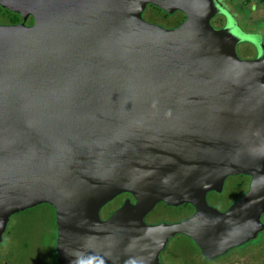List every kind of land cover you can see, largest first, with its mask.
I'll list each match as a JSON object with an SVG mask.
<instances>
[{
    "label": "water",
    "instance_id": "obj_1",
    "mask_svg": "<svg viewBox=\"0 0 264 264\" xmlns=\"http://www.w3.org/2000/svg\"><path fill=\"white\" fill-rule=\"evenodd\" d=\"M150 4L186 18L150 22ZM0 6L23 18L0 22V241L12 215L42 203L56 209L59 264H159L178 234L212 259L264 231V43L241 58L251 39L220 0ZM237 174L248 191L212 205ZM160 202L196 210L148 224Z\"/></svg>",
    "mask_w": 264,
    "mask_h": 264
},
{
    "label": "rangeland",
    "instance_id": "obj_2",
    "mask_svg": "<svg viewBox=\"0 0 264 264\" xmlns=\"http://www.w3.org/2000/svg\"><path fill=\"white\" fill-rule=\"evenodd\" d=\"M225 6L232 10L233 14L238 19L242 31V35L246 34L248 38L251 39V42L256 45L264 43V38L257 34L258 28H263L264 30V4L258 2L257 0H221ZM150 8V6H148ZM151 10V9H150ZM150 10L144 12V17L146 20L158 23L165 26V23L161 19L153 17L150 15ZM175 18V17H173ZM1 23H4L1 21ZM213 23V22H212ZM167 26V25H166ZM165 26V27H166ZM245 28H243V27ZM238 53L241 58L246 59V53L243 50H238ZM213 205V203H212ZM163 207L165 205L160 202L156 205L154 213L158 216L166 217L165 211H168V208L164 211ZM220 209H224V205L217 206ZM154 216H156L154 214ZM264 220V217H263ZM10 226H17V234L14 239V255L17 259L18 264H29L31 259H26L29 252L25 249L24 243L31 239L43 241V238L40 237L39 233L36 235L34 232H27L31 227H38L37 231L45 230L47 233L44 236L43 246L36 244L40 249L44 248L48 256L55 255L56 250V220L53 213V207L47 204H43L38 208H28L21 210L18 213L12 215ZM264 237V231H262L259 236L239 247L231 249L225 256H219L211 262L199 261V264H262L264 261V244L256 246L258 244V239ZM261 240V239H260ZM190 240L186 237H181V235L174 236L169 241L168 251L165 252L166 258L171 261H180L183 256L187 255V245ZM255 246V247H254Z\"/></svg>",
    "mask_w": 264,
    "mask_h": 264
},
{
    "label": "flooded vegetation",
    "instance_id": "obj_3",
    "mask_svg": "<svg viewBox=\"0 0 264 264\" xmlns=\"http://www.w3.org/2000/svg\"><path fill=\"white\" fill-rule=\"evenodd\" d=\"M223 5L225 6L224 3H223ZM225 7L228 9V11L230 13L233 14L231 9H229L227 6H225ZM150 9L151 8L147 7L146 10L148 11ZM177 12L178 11H176L173 14H170L171 17H170L169 20L161 19V21H163L165 23V26L167 25L166 27L171 28V27L178 26L185 20L186 17L181 19V20H179V21L175 20L176 17L172 18V17H174V15L177 14ZM149 14L153 15V17H154V10L151 9ZM233 16H235V15L233 14ZM235 18H236V16H235ZM30 19L31 18H29L28 21H27L28 24H32L33 23V22H30ZM1 21L2 20L0 19V22ZM212 22H213L215 27L223 28L228 23V17L225 14H218V15H216L213 18ZM5 24H7V23H5ZM257 34H260L264 38V30H263V28H261V27L258 28L257 29ZM238 50H243L244 52H247L246 53L247 57H245V58H249V59L256 58L259 55V49H258L257 45H255L251 41H247V40L244 41V42H240L238 44ZM237 175H239V174H237ZM232 176H235V175H232ZM229 177L226 180L225 187H224V190L222 192L218 193L216 191H211V192L208 193L209 202L211 204L213 203L214 206L224 205V209H222L224 211L227 210L229 208V206L234 202L233 201V202L228 204V200H227V197H226L227 196L226 195V188L228 187L227 185L230 184L229 183ZM231 179H230V181H231ZM250 183H251V180H250ZM249 187H250V185H249ZM244 194H245V192H244ZM128 197H129V193L126 194L124 200L126 198H128ZM239 198H237L236 200H238ZM109 206H111V205L109 204ZM109 206H107V207L105 206L102 209L101 213H102L103 219H108L114 213V211L117 208H119L121 205L118 206V207H115L113 205H112V207H109ZM35 207L38 208L39 205L34 206V208ZM175 207H178V206H175ZM167 208H168V211H165ZM172 208L173 207H169V206L163 207L166 217L158 216V214L154 213V209H155L154 208L151 212H149L146 215L145 220L147 221L148 224H158V223H162V222H177V221H181V220H184V219L190 217V216L186 217V214H183L182 212H180V210L178 211V213H174L175 211ZM154 214L156 216H154ZM263 217H264V214L262 216V219H263ZM263 222H264V220H263ZM37 228L38 227H31L30 229L27 230V232H34L36 235L39 233L40 237L43 238V241H40L39 239H38V241L37 240L36 241L35 240H31V239L27 240L24 243V246H25V249L29 252V254L25 258L28 259V260L31 259L29 264H57V263L59 264V262H58V254H56L57 253V249L55 250V255L48 256V254L46 253L44 248L40 249L39 247H37L36 244H39L40 246H43L44 236L47 233L46 229L45 230H40L39 229V231H37ZM17 229L18 228H17L16 225L10 226V224H8L7 230L5 231V233L3 235V240L0 241V264H18L17 261H16L17 259L15 258V255H14V247H13L14 243H15L14 239H15V235L17 234V232H16ZM178 235H181V237H186V238H188L190 240V243L186 244L187 248H188L187 255L183 256L181 262L180 261H171V260L167 259L165 252L168 251V247H169L168 246L169 242H168L167 246L162 250V252L160 254V263L159 264H199V261H201V260L206 261V262H207V260L208 261L211 260V262H212V261H214V259L219 257L218 256V257H215V258H212V259L211 258H207L203 254V252L199 248V246L194 242V240L191 237H189V236H187L185 234H178ZM178 235H176V236H178ZM57 237H58V225H57V230H56V239H57ZM229 251H227L222 256H225ZM55 256L57 257L56 260H55ZM56 261H57V263H56ZM208 264H210V263H208Z\"/></svg>",
    "mask_w": 264,
    "mask_h": 264
},
{
    "label": "trees",
    "instance_id": "obj_4",
    "mask_svg": "<svg viewBox=\"0 0 264 264\" xmlns=\"http://www.w3.org/2000/svg\"><path fill=\"white\" fill-rule=\"evenodd\" d=\"M247 1H251V0H247ZM257 1L264 4V0H257ZM149 6L152 10H154V17L155 18L163 19V20H169L170 19V17H171L170 13H168L167 11H165V10L155 6V5H152V4H150ZM174 17H176V19H175L176 21H179V20L185 18L186 16L182 11H178L177 14L174 15ZM0 19L7 24H17L23 20L20 13L14 12V11L9 10L7 8H4L2 6H0ZM30 22H33V17H31ZM230 179H231V181H230ZM250 180H251V177L248 175H245V174H239V175L229 177V183L230 184L227 185L228 187L226 188V195H227L226 197L228 200V204L233 202V201H236V199L239 198L241 195H243L244 192L248 191V188L250 185ZM126 194H128V193H123V194L119 195L116 199H114L113 201H111L110 203H108L105 206L107 207V206H109V204L111 205L109 207H112V205L115 207L122 205L123 202L125 201L124 198H125ZM130 195L131 194H129V196ZM162 203L165 206L173 207L172 209L175 211L174 213H178V211L180 210V212H182L183 214H186V217L191 216L196 210L195 207L189 203H185V204L178 206V207L170 206L164 202H162ZM43 204H47V205L53 207V213H54L55 220H56V209H55V207L49 203L39 204V207ZM56 223H57V221H56ZM56 226H57V224H56ZM260 239H258L259 241H258V244H256V246L264 244V237H261ZM56 259H57V257L55 256V260ZM56 263H57V261H56ZM262 264H264V261L262 262Z\"/></svg>",
    "mask_w": 264,
    "mask_h": 264
}]
</instances>
